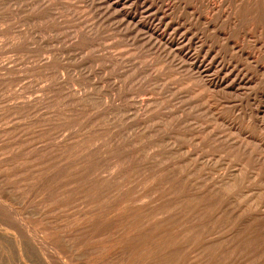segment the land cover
Instances as JSON below:
<instances>
[{
  "label": "rangeland",
  "instance_id": "obj_1",
  "mask_svg": "<svg viewBox=\"0 0 264 264\" xmlns=\"http://www.w3.org/2000/svg\"><path fill=\"white\" fill-rule=\"evenodd\" d=\"M0 264H264V0H0Z\"/></svg>",
  "mask_w": 264,
  "mask_h": 264
}]
</instances>
